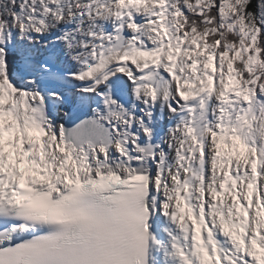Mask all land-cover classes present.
<instances>
[{
	"label": "snow or ice",
	"instance_id": "obj_1",
	"mask_svg": "<svg viewBox=\"0 0 264 264\" xmlns=\"http://www.w3.org/2000/svg\"><path fill=\"white\" fill-rule=\"evenodd\" d=\"M0 264H264V0H0Z\"/></svg>",
	"mask_w": 264,
	"mask_h": 264
}]
</instances>
